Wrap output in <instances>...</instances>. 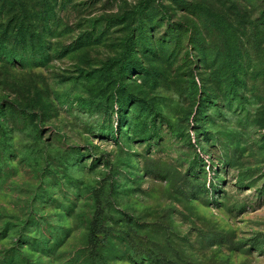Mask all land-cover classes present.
Here are the masks:
<instances>
[{"label": "rangeland", "instance_id": "1", "mask_svg": "<svg viewBox=\"0 0 264 264\" xmlns=\"http://www.w3.org/2000/svg\"><path fill=\"white\" fill-rule=\"evenodd\" d=\"M158 263L264 264V0H0V264Z\"/></svg>", "mask_w": 264, "mask_h": 264}, {"label": "trees", "instance_id": "2", "mask_svg": "<svg viewBox=\"0 0 264 264\" xmlns=\"http://www.w3.org/2000/svg\"><path fill=\"white\" fill-rule=\"evenodd\" d=\"M235 79V78H234ZM101 213L97 211L95 219L91 222L88 239L91 243L95 244L98 241L97 235L99 232H101V226L98 222V219L100 218ZM161 264V263H158Z\"/></svg>", "mask_w": 264, "mask_h": 264}]
</instances>
